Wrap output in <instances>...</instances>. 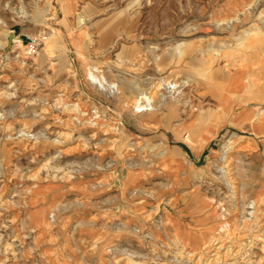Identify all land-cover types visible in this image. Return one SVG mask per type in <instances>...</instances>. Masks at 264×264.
I'll return each mask as SVG.
<instances>
[{"label": "rangeland", "instance_id": "1", "mask_svg": "<svg viewBox=\"0 0 264 264\" xmlns=\"http://www.w3.org/2000/svg\"><path fill=\"white\" fill-rule=\"evenodd\" d=\"M258 219L264 0H0V264H181Z\"/></svg>", "mask_w": 264, "mask_h": 264}, {"label": "bare ground", "instance_id": "2", "mask_svg": "<svg viewBox=\"0 0 264 264\" xmlns=\"http://www.w3.org/2000/svg\"><path fill=\"white\" fill-rule=\"evenodd\" d=\"M168 84L169 83H166V84L160 83V87L167 88L168 87L167 86ZM60 91H62V90H60ZM153 91H154V89H153ZM153 95H154V93H153ZM57 104L58 105L61 104V102L59 101L58 98H57ZM73 104L74 103H72V105ZM77 106H78V104H77ZM79 109H81V107H79ZM73 110H75V109H73ZM77 115H78V113H77ZM89 123H91V122H89ZM63 134L65 136L68 135L67 133H63ZM187 140L190 141L188 137H187ZM227 142H228V140H227ZM61 151H63V150H61ZM225 159H226L225 165H222L221 164L216 169L220 173H223V174H226V172H227V174L228 173L232 174V170L234 169V167H233L234 158L233 157L231 158L230 155H227V156H225ZM63 177H65V175ZM234 196L235 195L232 193V195L231 196H228L227 198H228V200L233 201V200H236L238 198V197H234ZM219 200H221L220 201L221 203H223V201H225V200H222V198H220ZM255 210H257V209H255ZM259 211H261V210H259ZM228 213H230V208H227V215H228ZM257 213H258V211H257ZM256 217H258V216H256ZM258 220L259 221L256 223V226H254V228L253 227H248L249 225L245 222V220H242L243 222L242 223L239 222L240 224H238L239 227H238V231L237 232H234V230L231 228V230L228 233H226V235L223 234L224 235L223 238H221L222 236L221 237H216L215 239L212 240V242L210 240L208 241V239L211 238V237H209V238L207 237L208 239H205L202 242V244H201V246L203 247V249L202 250H199L198 252H191V251L186 252V249L183 247V245L176 246L175 248L176 249H179L177 252H175V255L177 257H179V259H180V261H178V262H180L181 264H185V263L186 264H240V263H242V261L239 260V258H243V259H246L244 261V263H246V264H253V261H251L247 257L245 258L244 254H243V245H244V243L243 242H239L238 240L243 239L244 236H246L248 234H251V235H254V236L255 235H258V236H260V240L261 239L264 240V222H261V219H258ZM250 223L253 224V222H250ZM239 232L242 235H240ZM189 253H191V254H189ZM241 254H242V257H240ZM184 258H186L187 260L186 261H183ZM122 264H134V262L130 258H127V259H125L124 263H122ZM254 264H264V260L263 261H260L258 263H254Z\"/></svg>", "mask_w": 264, "mask_h": 264}]
</instances>
